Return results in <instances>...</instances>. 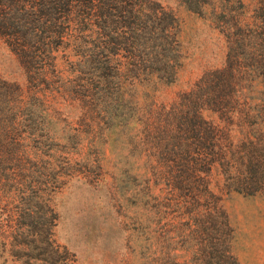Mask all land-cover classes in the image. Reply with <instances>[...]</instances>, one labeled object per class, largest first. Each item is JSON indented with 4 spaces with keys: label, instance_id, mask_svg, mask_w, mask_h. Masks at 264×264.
<instances>
[{
    "label": "rangeland",
    "instance_id": "rangeland-1",
    "mask_svg": "<svg viewBox=\"0 0 264 264\" xmlns=\"http://www.w3.org/2000/svg\"><path fill=\"white\" fill-rule=\"evenodd\" d=\"M153 1L172 10L178 20L171 82L143 80L148 75L141 71L139 80L133 82L124 74L120 83L113 81L102 89L95 85V76L84 71L88 68L76 61L67 40L49 63L31 65L0 33V132L13 130L20 99L32 97L44 107L39 118L46 122L37 131L57 157L47 163V171L56 173L50 177L38 175L45 172L41 162L24 163L20 169L7 159L0 161V264L199 263L197 250L204 243L201 218L180 204L157 173L159 165L172 159L159 126L183 101V94L224 66L228 40L211 13L215 0H207L202 12L185 0ZM241 1L248 15L256 14L261 2ZM235 7L241 9L238 3ZM124 54L128 55L125 51L112 55V71L117 65L126 67ZM103 90L130 103L123 125L108 118L98 103H103ZM203 114L219 121L212 110ZM231 134L236 139L240 132L233 127ZM34 170L37 190L28 202L19 201ZM64 170L68 174L62 175ZM208 179L226 211L233 254L240 264H264V191L228 189L216 165ZM28 204L36 217L31 229L18 226L17 219L18 210Z\"/></svg>",
    "mask_w": 264,
    "mask_h": 264
},
{
    "label": "trees",
    "instance_id": "trees-1",
    "mask_svg": "<svg viewBox=\"0 0 264 264\" xmlns=\"http://www.w3.org/2000/svg\"><path fill=\"white\" fill-rule=\"evenodd\" d=\"M185 1L197 12L210 3ZM211 9L227 36V60L204 76L193 91L183 94V101L160 123L164 134L160 138L169 146L172 159L159 165L157 173L166 179L180 204L201 218L204 243L197 250L198 264H240L231 250L226 211L210 188L208 175L216 165L228 189L247 194L264 191V0L253 15L246 14L241 0L234 4L215 0ZM177 23L172 10L153 0H0V33L17 54L31 65L41 62L44 66L67 40L76 61L88 68L84 71L94 75L95 85L102 89L113 81L120 83L124 74L133 82L139 80L141 71L148 75L143 80L171 82L177 64ZM123 51L128 53L124 54L126 67L117 65L112 71V55ZM108 91L103 90V103H98L108 118L123 125L130 115V103L110 97ZM206 109L216 112L219 121L207 118ZM41 110L44 107L32 97L20 99L13 130L0 132V161L7 159L20 169L24 163L41 162L45 172L38 175L50 177L56 173L47 171V163L55 156L47 138L37 131L46 122L39 118ZM233 127L240 132L236 139L231 134ZM36 172H31L32 187L29 184L22 191L19 201L33 197ZM45 185L49 187V181ZM30 207L18 210V226L33 228L36 217Z\"/></svg>",
    "mask_w": 264,
    "mask_h": 264
}]
</instances>
